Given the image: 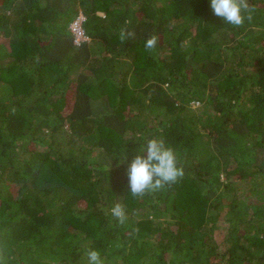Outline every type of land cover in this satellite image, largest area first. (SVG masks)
Returning a JSON list of instances; mask_svg holds the SVG:
<instances>
[{
    "label": "trees",
    "instance_id": "obj_1",
    "mask_svg": "<svg viewBox=\"0 0 264 264\" xmlns=\"http://www.w3.org/2000/svg\"><path fill=\"white\" fill-rule=\"evenodd\" d=\"M249 5L234 27L210 0H0V264H264V0ZM152 137L184 176L134 196Z\"/></svg>",
    "mask_w": 264,
    "mask_h": 264
},
{
    "label": "clouds",
    "instance_id": "obj_2",
    "mask_svg": "<svg viewBox=\"0 0 264 264\" xmlns=\"http://www.w3.org/2000/svg\"><path fill=\"white\" fill-rule=\"evenodd\" d=\"M210 5L214 15L234 27H240L245 20H251L252 13L255 11L254 8L250 7L249 0H210ZM80 16L84 17L83 14H80L74 22ZM134 35V32L126 28L121 29L120 40L121 42L132 40ZM85 37L86 40L83 42H88L89 38L86 35ZM157 43L158 37L152 35L146 40L145 49L151 51L157 46ZM127 175L131 193L134 196H143L146 191L158 190L166 184L176 183L184 176V169L179 165L174 150L167 147L162 139L152 137L147 140L146 155H136L132 159L127 168ZM111 212L121 222L124 221L125 212L120 204H116ZM87 264H103L100 253L96 250H89L87 252Z\"/></svg>",
    "mask_w": 264,
    "mask_h": 264
},
{
    "label": "built area",
    "instance_id": "obj_3",
    "mask_svg": "<svg viewBox=\"0 0 264 264\" xmlns=\"http://www.w3.org/2000/svg\"><path fill=\"white\" fill-rule=\"evenodd\" d=\"M84 17L80 16L71 26L75 44L79 45L86 40L85 33L83 30Z\"/></svg>",
    "mask_w": 264,
    "mask_h": 264
},
{
    "label": "rangeland",
    "instance_id": "obj_4",
    "mask_svg": "<svg viewBox=\"0 0 264 264\" xmlns=\"http://www.w3.org/2000/svg\"><path fill=\"white\" fill-rule=\"evenodd\" d=\"M197 106H198V105H194V107H197ZM66 135H67L66 132L61 133V134L58 136L57 141H61V139L65 138Z\"/></svg>",
    "mask_w": 264,
    "mask_h": 264
}]
</instances>
